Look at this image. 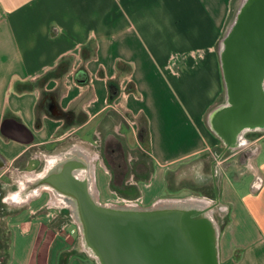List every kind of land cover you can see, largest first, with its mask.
<instances>
[{
  "label": "crops",
  "instance_id": "obj_1",
  "mask_svg": "<svg viewBox=\"0 0 264 264\" xmlns=\"http://www.w3.org/2000/svg\"><path fill=\"white\" fill-rule=\"evenodd\" d=\"M239 1L0 0V180L12 181L7 171L31 148L68 136L85 147L99 130L128 126L137 145L127 160L136 167L114 185L107 171L100 194L134 195L142 205L215 201L220 264H264V131L244 132L247 143L231 150L209 123L225 102L217 43ZM71 62L60 101L35 86ZM50 94L52 109L70 119L45 107ZM11 193L0 205L10 239L0 264H96L67 211L38 196L12 204Z\"/></svg>",
  "mask_w": 264,
  "mask_h": 264
},
{
  "label": "water",
  "instance_id": "obj_2",
  "mask_svg": "<svg viewBox=\"0 0 264 264\" xmlns=\"http://www.w3.org/2000/svg\"><path fill=\"white\" fill-rule=\"evenodd\" d=\"M217 54L225 102L211 109L209 123L237 150L247 143L244 132L264 131V0L239 1ZM26 179L10 199L27 201L47 191L66 209L82 249L96 264H220L215 201H101L94 157L80 144L49 155L43 169Z\"/></svg>",
  "mask_w": 264,
  "mask_h": 264
},
{
  "label": "flooded vegetation",
  "instance_id": "obj_3",
  "mask_svg": "<svg viewBox=\"0 0 264 264\" xmlns=\"http://www.w3.org/2000/svg\"><path fill=\"white\" fill-rule=\"evenodd\" d=\"M51 95V94H50ZM48 96V102L45 104L46 108L52 109V101L54 103H56L57 105V101L55 99L54 95ZM51 100V101H50ZM55 105V106H56ZM50 111V112H51ZM53 115L54 116H58V117H66L68 119H70L71 115L66 111L63 110L61 108H59V106L55 107V110H53ZM139 135V133H138ZM77 137L75 136H68L63 140H54L52 143H50V145L48 147H38V148H31L29 149L26 153H28V157L24 154V156H22V159H20L18 162L13 163L10 166V170L7 171V173L10 175L11 179L13 180V183L11 184L12 187V193L17 191L18 188L20 187V185H22L23 183H25L27 181V177L30 174H34L39 172L40 170L43 169L46 159L49 155L58 153L60 151L66 150L69 147L73 146V145H77L76 142H74V140H76ZM92 145L93 148L95 150V154H91L94 157V162H95V175H97V162L102 161L104 164H106V166H108V169L110 170L111 173V180H112V184L114 185V183L118 182V179H122L124 178L126 175L129 174L130 171H132L134 169V167H136V164H134L132 161H128L127 160V153L129 151V148L126 144V139L124 137V134L121 132H110V131H98V133H95L93 136V141H92ZM255 146H251L248 147L244 152L241 153V155H248V154H253L255 152ZM38 150H43L45 151V154L43 155L42 153H40V151L38 152ZM240 155V156H241ZM26 157L28 159H31L33 161H35L34 163L32 162V165H28L26 164ZM22 161V162H21ZM123 162V168L122 173L116 171V168H118ZM132 165L133 169H132ZM25 167H28V169ZM24 170H28L27 173H22V171ZM136 176V174L134 175ZM96 182H97V176H96ZM97 188H98V183H97ZM99 190V189H98ZM11 193V195H12ZM42 195L46 196V201L47 203L51 204L50 206L58 211H66V209L61 208L58 206V204L54 203L53 200L50 198V195L47 191H41L39 193V195H37L38 197H41ZM99 198L101 201H105L102 200V196L100 194L99 191ZM20 201V200H17ZM22 201V200H21ZM20 201V202H21ZM12 204H16L14 202H16L15 200H11ZM24 203V202H23ZM69 217V216H68ZM70 218V217H69Z\"/></svg>",
  "mask_w": 264,
  "mask_h": 264
},
{
  "label": "rangeland",
  "instance_id": "obj_4",
  "mask_svg": "<svg viewBox=\"0 0 264 264\" xmlns=\"http://www.w3.org/2000/svg\"><path fill=\"white\" fill-rule=\"evenodd\" d=\"M73 70L74 69H73V65H72V62H71V64L69 66H67L63 70L62 73H60V77H52V76H50V79L49 80H51V82L50 81H48V82L46 81L47 83H43V84H40V85H36L35 84V86L36 87L39 86L40 88L39 87L38 88L40 90H42L43 93L45 91L46 92H50V91L55 92L58 95V99L60 101V98L62 97V94L64 92H66L67 89H68V85L65 84V83H63V81H64V79H66V76L68 74H72ZM57 75H59V74H57ZM127 127L126 126H122L120 132L125 135L124 136L125 138H127V145H128L129 148L130 147L131 148L132 147H136L137 140H136L135 136H133L132 131L130 129H127ZM92 132L93 131H91L90 133H88V135H87L88 138L91 137V134H93ZM79 140H83V139L77 138L76 140H74V142H79ZM81 143H83V142L81 141ZM92 143H93L92 141H88V142H86L84 144L86 145L85 147L92 152V154H95V150L93 148ZM142 146H143V148L145 147V145H143V144H142ZM145 157L147 158V156H145ZM123 165L124 164L122 162V164L118 168H116V171L122 173V170L121 169L123 168ZM131 166L133 167L135 165H132L131 164ZM96 167H97V173H99V181H97V182L99 184H101V182H102V184L104 185L107 177L109 178V176H107L108 174L106 173L107 171H109L108 166H106V164H104L102 161H99V162H97ZM27 172H28L27 170L22 171V173H27ZM0 181H1L0 182V193H2V199L0 200V205L3 206V207L5 205V207H6V204L7 203L4 200V198H3V193L9 192V189H11L13 186L12 185L8 186L7 184H4V182H8L9 181V183H13V180L11 181L5 175H3V177H2V179ZM119 181H120V179H118V182ZM130 183L133 184L131 181H130ZM4 187H6V188H4ZM180 194L183 195V192H181ZM101 196H102V200H105V201H114V200L115 201H123V200L126 199L125 197H128V196H125L124 197L123 195H114L112 193H108L106 195H101ZM133 196H129L128 198L130 199ZM37 198H38L37 200L46 201V196L45 195H42L41 197H37ZM123 198H125V199H123ZM130 200H132V201L135 200L136 201L137 199H130ZM4 209L5 208H3L2 210H0V213L2 215H5V210ZM2 215H0V217H4ZM215 215H216V218H217L218 217V211L217 210H216ZM5 219H6V217H5ZM77 235H78V233H77ZM78 239H79V236H78Z\"/></svg>",
  "mask_w": 264,
  "mask_h": 264
},
{
  "label": "trees",
  "instance_id": "obj_5",
  "mask_svg": "<svg viewBox=\"0 0 264 264\" xmlns=\"http://www.w3.org/2000/svg\"><path fill=\"white\" fill-rule=\"evenodd\" d=\"M220 227L222 229L223 224H220ZM9 235L6 231V228L0 225V252L4 253L5 249L7 248V245L9 244Z\"/></svg>",
  "mask_w": 264,
  "mask_h": 264
},
{
  "label": "built area",
  "instance_id": "obj_6",
  "mask_svg": "<svg viewBox=\"0 0 264 264\" xmlns=\"http://www.w3.org/2000/svg\"><path fill=\"white\" fill-rule=\"evenodd\" d=\"M127 201H132V200H130V199H125V200H123V201H120V202H127ZM72 232H77V229H76V228H74V229L72 230Z\"/></svg>",
  "mask_w": 264,
  "mask_h": 264
},
{
  "label": "bare ground",
  "instance_id": "obj_7",
  "mask_svg": "<svg viewBox=\"0 0 264 264\" xmlns=\"http://www.w3.org/2000/svg\"><path fill=\"white\" fill-rule=\"evenodd\" d=\"M11 201V200H10Z\"/></svg>",
  "mask_w": 264,
  "mask_h": 264
}]
</instances>
